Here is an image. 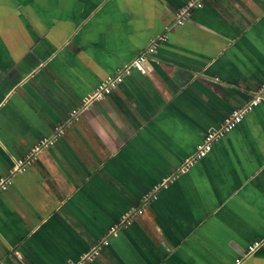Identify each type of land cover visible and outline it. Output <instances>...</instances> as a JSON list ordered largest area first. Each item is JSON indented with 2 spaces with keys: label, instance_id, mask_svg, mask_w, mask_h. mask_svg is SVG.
I'll use <instances>...</instances> for the list:
<instances>
[{
  "label": "crops",
  "instance_id": "0c3cea01",
  "mask_svg": "<svg viewBox=\"0 0 264 264\" xmlns=\"http://www.w3.org/2000/svg\"><path fill=\"white\" fill-rule=\"evenodd\" d=\"M190 1L0 0V264L78 260L165 180L90 264H264V98L179 171L264 85V0H203L69 122Z\"/></svg>",
  "mask_w": 264,
  "mask_h": 264
},
{
  "label": "built area",
  "instance_id": "2783aa9c",
  "mask_svg": "<svg viewBox=\"0 0 264 264\" xmlns=\"http://www.w3.org/2000/svg\"><path fill=\"white\" fill-rule=\"evenodd\" d=\"M203 5V0H193L186 4L181 10H179L175 16V20L172 24L166 27V31L160 34L155 39L151 40L150 44L141 51L135 58H133L128 64L123 65L119 70L113 74L106 75L94 88L92 93L85 98L82 105L71 112L72 118L69 122L78 121L79 114L86 106L91 104L93 101L101 99L102 97L110 94L113 90L123 81L124 77L131 73L132 70H137L139 72H145V62L150 59L156 58V52L158 46L165 42L168 38V32L177 26L182 25L190 16L191 11L195 8H200ZM264 98V85L257 90L252 92L250 99L246 102L244 106L234 111L231 115L227 116L222 124L213 131L207 132L202 141L198 144L196 151L185 159L184 163L180 167L181 172L187 170L196 161L202 159L212 148L213 142L223 137L229 130L235 128L242 120L243 114L255 105H257ZM63 131V124L56 125L53 133L49 137L42 138L34 145V151H38L41 148L51 146L56 139L61 135ZM22 164V162H20ZM21 166H17V169H21ZM167 180L155 185L152 191L144 195L139 203V207L136 208L132 214L125 217L121 222L111 226V228L104 234V236L98 240L92 248H90L85 254H83L78 260L70 262V264H90L96 256L99 254L101 248L108 244L109 238L115 235L119 226L123 223L129 222L131 216L134 214H142L144 209L157 198V190L160 186H166ZM8 186L7 181L0 182V194ZM259 242H255L247 248V253L252 252Z\"/></svg>",
  "mask_w": 264,
  "mask_h": 264
}]
</instances>
